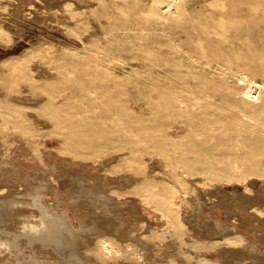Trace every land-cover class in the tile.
Listing matches in <instances>:
<instances>
[{
    "label": "rangeland",
    "instance_id": "374dc122",
    "mask_svg": "<svg viewBox=\"0 0 264 264\" xmlns=\"http://www.w3.org/2000/svg\"><path fill=\"white\" fill-rule=\"evenodd\" d=\"M0 16L19 35H0V230L37 226V197L90 264H264V0H0ZM17 60L54 106L8 88Z\"/></svg>",
    "mask_w": 264,
    "mask_h": 264
},
{
    "label": "bare ground",
    "instance_id": "6f19581e",
    "mask_svg": "<svg viewBox=\"0 0 264 264\" xmlns=\"http://www.w3.org/2000/svg\"><path fill=\"white\" fill-rule=\"evenodd\" d=\"M71 9L72 8L70 7V10ZM1 18L2 17L0 16V22L2 21ZM1 23H0V35L4 36L8 42L14 40L15 38L17 39L19 37V35L16 33L15 30L13 31V29L9 30L7 28H4ZM11 26L13 28H15V27H18L19 25L17 23L11 22ZM68 26H69V24H68ZM19 61H21V60H17V62H15V63L10 62L12 64L5 65V67H4L6 74H8V71H9L13 77L17 76L18 80H23V81L19 82L16 87L14 86V87H8V88H10V90L12 92H16V91L18 92L19 91V92H25V93L28 92L30 94L32 93L30 95L31 98L35 97L34 92L37 91V89L39 87H34V88L32 87L33 91L30 92L31 91L30 86L27 87V85L23 84V82L25 80L31 81L32 79H36V77H38V74L37 73L34 74V72H32V74L28 73L29 70L31 72V71L35 70V68H33L32 66L31 67L24 66ZM28 68H29V70H28ZM29 83H31V82H29ZM9 84L11 85L12 83L9 82ZM38 91H40L41 97H42V95H48L49 97H51V98L48 97L49 99H47V102L45 100L46 105L49 104L51 106L52 105L54 106L56 99L61 97V95L56 96L55 90L53 91L52 86L50 88H48L46 85L45 87L38 89ZM57 92H59V91H57ZM25 109H27V108H24L23 106H21V108L10 109L9 111H11L13 113L14 112L18 113L20 116H24V117L25 116L33 117V115H34V117L38 118V114L30 113L28 110H25ZM12 110H14V111H12ZM4 115L6 117H9V118L12 117V114H10V112L5 113ZM46 115H50V114L46 113ZM32 121H35V120H32ZM25 131L27 132V129H25ZM140 179L138 178L139 181H140ZM142 193L140 191L139 194L142 195ZM36 198L31 197L29 202L31 205L38 208V210L40 212V217H39L40 223L37 226H35V225L34 226L24 225L23 226V232L22 231L21 232H9V231H5V230H0V244H3L2 246H6L8 248V250H10L11 252L14 251L15 253H17L18 256L16 259L21 261L20 264H90L86 259H84L83 256H81L77 252V249H78L77 248V246H78L77 245V241H78L77 239H78L79 233H77L76 231H74L71 228V226L67 220V217L64 213L65 211L62 212V211L56 210V208L45 206L39 201L40 199L37 200ZM163 198H164V201L160 202V204L162 206H164V208H166L170 213L174 212V215H176L177 213L175 212V210H172V208H171L173 203L176 204V202H177L176 201V193L168 195V196L166 195ZM13 202H15V201H13ZM178 202H177V204H178ZM177 204H176V206H177ZM168 207H170V208H168ZM214 225H216V227H215L216 229H224V227H225L224 225L217 224V223ZM26 228L30 229L29 233L26 232ZM34 245L41 247L45 252H52V253L54 252L53 254H56L57 259L54 261H50L47 258L40 259L39 256L37 255L38 253L35 254V252H34V254L31 253V254L24 256V254L22 252L23 249H25V248L26 249H32ZM258 250H259L258 246H256V245H250V249L248 248V251L251 252L252 254L256 253ZM32 252H33V250H32ZM247 254H249V253H247Z\"/></svg>",
    "mask_w": 264,
    "mask_h": 264
}]
</instances>
